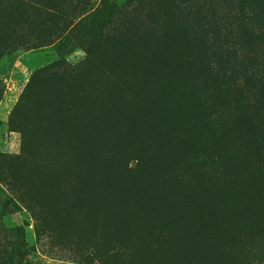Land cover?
Here are the masks:
<instances>
[{"label": "trees", "instance_id": "1", "mask_svg": "<svg viewBox=\"0 0 264 264\" xmlns=\"http://www.w3.org/2000/svg\"><path fill=\"white\" fill-rule=\"evenodd\" d=\"M46 47L0 152V264H50L22 210L74 264H264V0H0V57Z\"/></svg>", "mask_w": 264, "mask_h": 264}, {"label": "rangeland", "instance_id": "2", "mask_svg": "<svg viewBox=\"0 0 264 264\" xmlns=\"http://www.w3.org/2000/svg\"><path fill=\"white\" fill-rule=\"evenodd\" d=\"M57 56L48 47L25 50L18 49L10 56H1L0 64L9 67L3 77L4 91L0 98V152L17 154L20 150V135L9 131L7 120L33 71L54 61ZM83 58V53L76 50L66 56L67 62L74 64ZM7 227L22 226L26 233L28 246L36 251V257L50 264H74L69 261L67 253L52 247L46 239L36 241L32 229L31 219L25 211L9 216L4 219ZM76 263V262H75ZM78 264V263H76ZM97 264V263H94Z\"/></svg>", "mask_w": 264, "mask_h": 264}]
</instances>
